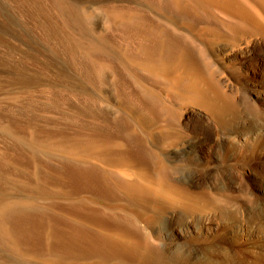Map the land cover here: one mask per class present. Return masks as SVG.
<instances>
[{
    "label": "rangeland",
    "instance_id": "obj_1",
    "mask_svg": "<svg viewBox=\"0 0 264 264\" xmlns=\"http://www.w3.org/2000/svg\"><path fill=\"white\" fill-rule=\"evenodd\" d=\"M63 1L76 8L81 4L82 12L87 13L86 16L83 14V31L88 38L99 43V58H102V63L106 64L108 59V63L110 60L112 65L107 63L103 69L102 66L97 68V72L103 73L101 78L102 73L99 76L90 66L91 62L84 61V53L76 54V66L72 63L73 54L69 53L67 44H64L65 38L56 36L51 19L44 14L45 10L52 11L51 0H0V196L6 194L9 199L27 196L30 189L34 191L35 188L36 191L37 185L45 179L42 175L53 178L49 165L59 164L58 158L53 160L47 154H40L39 163L31 161L28 154L26 159H22L16 152V138L24 135L30 142H59L61 136L53 131L63 130L71 137H76L82 125H102L100 123L103 118L94 117L93 111L107 113L110 120H121L125 116L121 111L125 96L121 92L118 72H126L127 69V72H135L148 80L149 88L156 91V96L159 95L156 99L161 97L162 104H159L161 100L157 99V109L163 107L164 109L160 110L163 115L172 113L165 118H170L168 122L173 127L170 131L177 132L176 138L181 136V139H176V145L165 148V152L172 155L171 162L184 169L175 177L176 180L197 196L200 207L205 209L200 214L197 213L198 215H189L190 217L185 216L181 210H171L167 213L168 228L170 227L168 231L171 230V237L168 238L173 241V246L172 250L170 249L172 252L168 251L164 264H264V1L259 0L258 3L256 0H234L229 5L231 8L207 7L198 8L201 9H197L198 11L195 7L197 13L194 14L186 9V12L181 9L178 13L169 6L164 9L163 5L162 8L167 10L165 12L168 17L175 16L178 26L182 21L181 28L164 18L166 14L159 10V5L148 7V0ZM108 5L117 9L126 8L125 6L132 9L138 7V13L141 12L138 15L141 16L140 19L143 17L142 21L145 17V24H141V20L138 21L139 17L136 18L137 22H132L144 24L143 28L139 27V23L134 26L130 22V27L129 24L120 26L114 23L108 8L105 7ZM234 5H243V8L240 6L242 13L238 9L239 6L233 11V7H236ZM236 9L240 13H237ZM198 12L200 15H196L197 18L203 16V20L194 17ZM142 13L145 16H142ZM254 20H259V27L256 26L259 29L255 27L258 24L254 23ZM146 22L159 24L181 37L182 44L186 45L189 51L184 56L192 54V58L182 56V59L185 60L186 66L194 60L189 68L194 67L198 76L203 72L200 78L204 75V80H199L205 82H201L202 87L199 85L198 92L204 88L201 90H206L208 96L212 93L209 96L212 101L207 95L201 97L199 92L193 93L194 98L200 96V99H196L199 105L192 104L195 101L190 96L192 93L187 95L189 94L193 102L186 94L182 95L186 93L182 90L178 96L177 93L172 94L175 103L167 96L171 95L167 88L169 86L150 77L147 71L136 65L140 60L135 61L137 59L133 58L139 55L140 44L145 39L142 37L156 28ZM252 26L255 28L252 29ZM109 56L115 59H109ZM184 70L185 66L183 77L186 76ZM88 73L95 77H90ZM185 97L189 103L185 101ZM205 97L213 102V105L216 102L214 107L220 105L217 106V112L225 109L224 114L227 115H224L222 110L220 114L224 118L219 116L215 119V116L206 110V104H202L208 101ZM201 98L202 102L199 101ZM184 101L186 103L183 104ZM218 120H221V123H217ZM67 124H70V128ZM173 163L171 164L174 165ZM37 164H40V167ZM36 169L42 171L34 178ZM49 182L51 183V180ZM52 184L48 186L50 189L55 188ZM167 242L169 241H165ZM178 246L182 251L180 256L177 253ZM161 247L165 246L161 244ZM171 256L173 259L169 260ZM12 257L5 250L0 251V264L10 262Z\"/></svg>",
    "mask_w": 264,
    "mask_h": 264
},
{
    "label": "bare ground",
    "instance_id": "obj_2",
    "mask_svg": "<svg viewBox=\"0 0 264 264\" xmlns=\"http://www.w3.org/2000/svg\"><path fill=\"white\" fill-rule=\"evenodd\" d=\"M231 1L234 0H148L147 6L151 8L154 5H159L158 8H161L159 10L164 11L162 8L164 5V9L169 6L178 13L181 9H186L187 12L191 10L192 14H194L198 8H231L229 6ZM256 1L259 3V0ZM51 3L53 5L52 11L46 12L44 9V14L51 19V26L56 36L59 35L65 38L64 41L66 43L64 44H67L69 53L73 54H71L73 56L72 63L75 66L77 65L76 54L82 52L86 55V57L83 55L86 59L83 58L84 61L91 62L90 66L95 73L98 67L100 69L102 66L101 69H103V66L108 63V59L105 56L106 64L102 63V58H99L101 57L99 43L88 38L83 31L85 30L82 27L83 14L87 13L82 12L81 4L76 8L72 7V5H67L63 0H51ZM98 3L100 2L98 1ZM238 6L233 7V11ZM240 6L243 8V5ZM240 6L239 10L242 9ZM105 7L108 8L107 11L110 13L109 15H111L114 23L120 24V26L129 24L130 27V22H137V17H139L138 21L143 19V17L140 19L141 16L138 15L141 13H138V7L136 9H132L130 6L128 8L125 6L126 8L123 7L122 9L121 7L120 9L110 7L109 5ZM195 7L196 10L194 9ZM246 8L244 11L247 10ZM238 9H236V12ZM184 12L186 11L184 10ZM240 12L238 11L237 13ZM200 13L195 14L194 17L200 15ZM171 15L172 13L170 12ZM142 16L145 15L142 13ZM189 16L192 17L191 14ZM174 17H168L167 14L164 16L173 25H177ZM179 18L181 19V15ZM205 18L208 19L207 17ZM144 21H146L145 17L140 23L142 24ZM254 21V23H259V20ZM153 22H150L152 24L151 27L155 26L156 28L154 30L151 29L148 35L142 37L145 39L140 44L139 55L133 58L134 60L137 59L135 61L140 60L136 62V65L147 71L150 77L156 78L164 85L169 86L166 87L171 95L167 96L170 97L169 100L171 99V101L174 98L172 94L177 93L178 96L181 94L179 92L183 91L186 93L182 95L186 94L187 97H189L187 93L198 94L199 92L201 97L202 95L203 97L204 95L209 97L212 93L208 96L209 93L206 90L207 94L205 91L202 92L204 88H201L202 90L200 89L198 92L199 85L205 82H200L204 76L202 75L200 78L203 72H200L201 74L199 73L200 75L198 76V74H195L197 70L195 72L194 67L189 68L194 63V60L191 61L192 63L190 62L189 66H186L185 60L182 59V56L186 57L184 55L188 54L189 51L188 47L186 48V45L182 44L181 37L174 35L159 26V24L155 23L157 26L153 25ZM138 23H133V25L138 26ZM140 23L139 27L143 28L145 23L143 25ZM146 23L150 24L149 22ZM181 23L177 27L181 28ZM145 26L147 27L148 25ZM238 26L236 27L238 28ZM256 26L259 27V24ZM180 35L183 36L181 33ZM64 41L62 40V42ZM133 44H135L134 41ZM133 55L136 56L135 52ZM190 57L192 58V54ZM109 59L115 58H110L109 56ZM119 60L122 61L123 59ZM109 63L112 65L110 60ZM121 63H119L120 68ZM123 65L122 63V69H124ZM183 65L186 68L184 70L186 76L184 77L182 76V73L184 74L182 72ZM101 73L97 72L98 75ZM118 73L120 88H122L121 92L125 96L121 107V111L125 116L121 120H110L107 113L93 111L94 117L103 118L100 123L102 125H97L96 127L82 125L76 137H71L70 134L63 130L53 131L54 134L61 136L62 139L59 142L45 143L39 140L30 142V140L27 141V138L23 137L24 135L16 138L18 151H15L18 152L22 159L28 154L31 161L37 163L40 161V154H47L53 160L58 158L59 164L58 166L50 164L48 168L53 178L50 179L48 176L41 174L45 179L42 178L43 181L37 185L36 191L35 188L34 191L30 189L27 196L12 197L11 199L6 194L0 196V251L5 250L11 257L14 256L10 262H5L6 264H164V261H167L168 251L172 252L170 249L172 250L171 247L173 246V241L168 238L169 236L171 237V230L168 231L170 227L168 228L167 213L171 210H181L185 213V216H189L198 215L197 213L200 214L205 210L200 207L199 201L196 199L197 196H194L185 186L183 187L177 181L178 179L176 180L175 177L180 175L183 167L181 168L171 162L172 155L165 152V148L174 146L176 139L178 141L181 139L180 134L178 135L180 138H176L177 132L175 133L174 130L173 132L172 130L170 131V129H173L170 122H168L170 118H165V116H170L172 113L163 115L161 111L164 108L161 106V111L157 109L159 108L157 103L161 100V97L157 98L159 100L156 99L159 95L156 96V91L153 89V92L149 88V82L143 78L144 76L141 77V75L139 76L129 70L127 72V69L126 72L121 70ZM101 78H103V73ZM166 87L164 88L167 90ZM192 94L190 96L195 99L193 102L191 97H189L190 101L193 102L192 104L199 103L196 99H200V96L198 95V97L195 96L194 98V94ZM215 96H217V93ZM168 97H165V99ZM230 98L232 99V97ZM210 100L203 103L201 98L199 101L202 104H206L207 107L202 106L206 107V110L210 111L213 114L212 116H215V119H218L219 116H223L220 113L223 110L222 113L224 114L225 109H221L220 113L217 112L219 104L214 107L216 102L213 105L212 100ZM223 100L222 103H224ZM185 101L189 103L187 98ZM185 101L183 104L186 103ZM174 102L176 103V101ZM159 104H162V100ZM226 104L228 105V103ZM168 110L163 111L169 112ZM176 118L177 115L175 120ZM220 119L222 120L221 117ZM221 120H218L219 122L217 123H221ZM69 123L71 122L69 121ZM68 125L70 128V124ZM37 165L40 167V164ZM40 171L37 170L35 173L33 172L34 174L32 173L34 178L40 175ZM50 180L51 183L49 182ZM49 184H52L55 188L50 189L48 186L51 185ZM181 224L183 225L182 220ZM165 241L169 242L165 243ZM158 242L160 247H158ZM161 244L167 248L161 247ZM176 248L179 249L180 246ZM180 251V249L177 250L179 256L182 252ZM175 252L174 255H176ZM171 259H173L172 256L169 260Z\"/></svg>",
    "mask_w": 264,
    "mask_h": 264
}]
</instances>
